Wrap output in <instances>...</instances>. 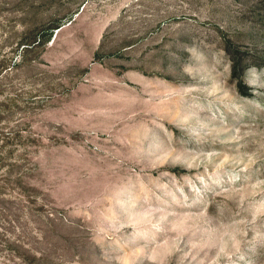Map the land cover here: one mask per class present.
<instances>
[{
    "label": "rangeland",
    "instance_id": "obj_1",
    "mask_svg": "<svg viewBox=\"0 0 264 264\" xmlns=\"http://www.w3.org/2000/svg\"><path fill=\"white\" fill-rule=\"evenodd\" d=\"M0 264H264V0H0Z\"/></svg>",
    "mask_w": 264,
    "mask_h": 264
}]
</instances>
